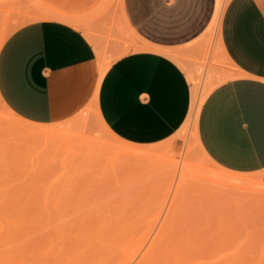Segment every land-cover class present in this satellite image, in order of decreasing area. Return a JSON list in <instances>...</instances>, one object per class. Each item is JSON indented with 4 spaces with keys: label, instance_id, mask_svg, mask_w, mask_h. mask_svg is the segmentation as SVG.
I'll use <instances>...</instances> for the list:
<instances>
[{
    "label": "rangeland",
    "instance_id": "rangeland-1",
    "mask_svg": "<svg viewBox=\"0 0 264 264\" xmlns=\"http://www.w3.org/2000/svg\"><path fill=\"white\" fill-rule=\"evenodd\" d=\"M120 3L0 0V40L28 21L59 17L88 36L106 68L134 48ZM217 33L175 57L200 101L236 76ZM29 123L0 99V264H141L166 221L163 264H264V170L225 173L203 154L193 119L164 142L129 146L150 151L144 160L119 152L126 143L93 106L46 124L57 138L28 136L38 127Z\"/></svg>",
    "mask_w": 264,
    "mask_h": 264
},
{
    "label": "crops",
    "instance_id": "crops-1",
    "mask_svg": "<svg viewBox=\"0 0 264 264\" xmlns=\"http://www.w3.org/2000/svg\"><path fill=\"white\" fill-rule=\"evenodd\" d=\"M120 7L134 48L104 72L93 42L66 19L44 16L15 29L0 50L2 103L42 125L93 106L121 141L164 142L192 106L191 75L175 57L197 51L220 21L221 53L236 76L202 103L198 143L224 170H264V0H229L224 9L222 0H121Z\"/></svg>",
    "mask_w": 264,
    "mask_h": 264
},
{
    "label": "bare ground",
    "instance_id": "bare-ground-1",
    "mask_svg": "<svg viewBox=\"0 0 264 264\" xmlns=\"http://www.w3.org/2000/svg\"><path fill=\"white\" fill-rule=\"evenodd\" d=\"M221 4V3H220ZM225 6H226V0H224V5H223V8H225ZM221 9V8H220ZM223 11V10H222ZM219 19V18H218ZM216 22V21H215ZM220 21L217 23V25H216V33L219 35V45H220V48H221V34H220ZM3 39V40H2ZM1 40H0V43H1V45L3 44V42H4V38H2ZM221 51H222V48H221ZM224 53V52H223ZM222 53V54H223ZM227 58V57H226ZM225 57H224V61H226L228 64L227 65H230L231 67H233V68H235L234 67V65L232 64V63H230V61H228L229 59H226ZM225 63V62H224ZM107 68V67H106ZM106 68L104 67V69H103V72L106 70ZM206 98V97H205ZM205 98L202 100V101H200V97H199V95H198V88L196 87V86H193V96H192V106H191V111H190V114H189V117H188V119H187V121L189 120V119H193L194 120V123H195V126H196V136H197V139H198V128H197V124H198V116H199V113H200V108H201V106H202V103L204 102V100H205ZM94 101V100H93ZM187 121H186V123H187ZM27 122V121H26ZM29 123V122H28ZM185 123V124H186ZM29 124H32V125H34L33 123H29ZM104 124V123H103ZM34 126H38L37 128H33V129H30L29 131H28V136L30 135V136H33L34 138H41V139H44V138H51V136H55V138H57L56 137V132H59V130L58 131H56L55 129H49V128H46V126L47 125H42V124H36L35 123V125ZM104 126L106 127V125L104 124ZM107 128V127H106ZM108 129V128H107ZM109 130V129H108ZM110 131V130H109ZM61 135H63V134H61ZM114 135V134H113ZM58 136V135H57ZM59 137H61L62 138V136H59ZM49 138V139H50ZM51 139H53V138H51ZM60 139V138H59ZM44 140H46V139H44ZM129 146H132L131 144H128V143H126V146H124V147H122L121 148V150H119V152L124 156V157H126V158H130V157H134V158H137V159H139V160H144V159H146V157L148 158V156L151 154V152L150 151H139V150H134V149H132V148H130ZM202 150V149H201ZM202 152H203V150H202ZM203 154L205 155V157L208 159V160H210L209 158H208V156L203 152ZM222 170H224V169H222ZM225 171V173H230V174H236V173H234V172H230V171H227V170H224ZM235 182L233 183V185H239V183H241V181L243 182V181H246L245 179H241V180H234ZM167 220V219H166ZM169 220V219H168ZM171 220L173 221L174 219H170L169 221L171 222ZM173 222H175V220L173 221ZM178 222V221H177ZM180 222V221H179ZM174 224H176V223H174ZM167 225V221L166 222H164V224L161 226V229H160V231L158 232V235L156 236V238H154L155 240L153 241V243L154 244H156L157 242H158V246H157V248L155 247V250L153 249V250H150L149 248H148V251H146L145 252V254L143 255V257H142V259H141V261L140 262H144V264H153L156 260H157V256L158 257H160L159 255H161V254H163V251H161V250H163L162 248H163V246H164V244H167V243H164L165 241H167L168 242V239H169V236H170V234L169 233H167V231H169V229H171V228H167L166 229V232H164V230H165V226ZM180 225H181V223H179V225H178V227H180ZM175 226V225H174ZM190 226H191V224H190ZM189 226V227H190ZM176 227V226H175ZM178 227H176V228H178ZM192 227V226H191ZM181 229H182V232H181V234H180V236L181 235H184V234H182L183 233V228H182V226L180 227ZM174 229V228H173ZM172 230V229H171ZM175 230L176 229H174L173 231L175 232ZM172 231V232H173ZM185 231V230H184ZM178 232H180V230H178L176 233H178ZM188 234V233H187ZM187 234H185L184 235V237H187L186 235ZM179 236V237H180ZM181 238V237H180ZM179 238V241H182V243H183V237H182V239H180ZM165 240V241H164ZM164 241V242H163ZM178 240H177V238H176V243L175 244H179V241L177 242ZM172 242V241H171ZM170 242V243H171ZM175 242V241H174ZM173 242V243H174ZM153 243H151V244H153ZM169 243V242H168ZM171 244V245H175V244ZM181 244V243H180ZM179 244V245H180ZM157 245V244H156ZM155 245V246H156ZM178 245V246H179ZM153 246V245H152ZM166 246V245H165ZM176 246V245H175ZM177 246V248H179V249H181L180 248V246L178 247ZM149 247L151 248V246H150V244H149ZM182 247V246H181ZM176 248V247H175ZM174 248V249H175ZM172 249H173V247H172ZM176 250V249H175ZM160 251L162 252V253H160ZM176 251H178V249L176 250ZM176 251H175V253H176ZM166 252V251H165ZM183 251H181V253L178 251L177 252V255H179L180 256V254H181V256L183 255V254H185V252H183ZM167 253H169L168 251H167ZM178 253H180V254H178ZM164 255V254H163ZM168 255V254H167ZM168 256H170V255H168ZM171 256H174V255H171ZM176 256V255H175ZM161 261L160 262H162V263H160L159 262V264H163L164 262V260H165V258L163 259V257L164 256H162L161 255ZM167 257V256H166ZM177 257V256H176ZM176 257H171L172 259H171V263H174L173 261H175L177 258ZM176 258V259H175ZM163 259V260H162ZM174 259V260H173ZM140 260V259H139ZM158 260H160V258H158ZM157 260V261H158ZM168 262V261H167ZM141 263V264H142ZM166 263V262H165ZM138 264V263H137ZM175 264V263H174ZM176 264H178V263H176Z\"/></svg>",
    "mask_w": 264,
    "mask_h": 264
}]
</instances>
